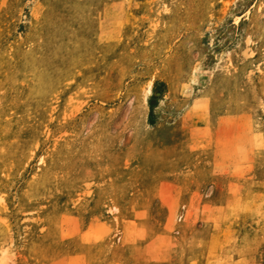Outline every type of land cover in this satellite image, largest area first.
<instances>
[{
  "label": "rangeland",
  "instance_id": "1",
  "mask_svg": "<svg viewBox=\"0 0 264 264\" xmlns=\"http://www.w3.org/2000/svg\"><path fill=\"white\" fill-rule=\"evenodd\" d=\"M2 260L264 264V0H0Z\"/></svg>",
  "mask_w": 264,
  "mask_h": 264
},
{
  "label": "bare ground",
  "instance_id": "2",
  "mask_svg": "<svg viewBox=\"0 0 264 264\" xmlns=\"http://www.w3.org/2000/svg\"><path fill=\"white\" fill-rule=\"evenodd\" d=\"M151 87H150V83H147V85L143 88V94H144V98H146V96L150 93ZM141 101V100H140ZM145 101V100H144ZM144 104V103H143ZM5 255H2L1 258H4ZM0 264H7V261H0Z\"/></svg>",
  "mask_w": 264,
  "mask_h": 264
}]
</instances>
